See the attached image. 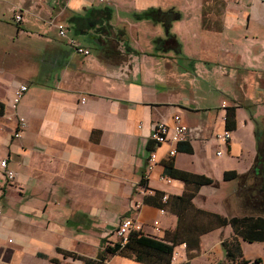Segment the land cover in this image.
Returning a JSON list of instances; mask_svg holds the SVG:
<instances>
[{
    "label": "crops",
    "instance_id": "crops-1",
    "mask_svg": "<svg viewBox=\"0 0 264 264\" xmlns=\"http://www.w3.org/2000/svg\"><path fill=\"white\" fill-rule=\"evenodd\" d=\"M155 7L180 16L166 29L140 15ZM14 11L23 19L16 21ZM56 22L90 52L74 51ZM257 28L264 29L262 0H0V157L14 171L0 181V260L82 264L103 252L127 214L147 230L159 224V236L173 227L172 213L142 198L155 189L178 194L185 188L176 177L159 178L170 142L150 135L156 121L171 122L174 113L189 127L191 150H177L173 166L214 178L226 169L246 171L257 140L252 121H237L264 113V46L255 49L261 55L241 56L250 49L249 36L259 37ZM107 38L124 59L104 46ZM18 81L28 88L13 108ZM227 106H234L236 123L222 145L213 136L226 128ZM19 115L25 126L17 137ZM150 151L157 162L144 186ZM224 228L200 236L209 264L224 256L221 241L229 237L239 240L244 258L257 257L245 245L264 239ZM177 245L183 252L175 246L171 264L189 262L185 242ZM104 257V264H147L121 253Z\"/></svg>",
    "mask_w": 264,
    "mask_h": 264
},
{
    "label": "trees",
    "instance_id": "trees-1",
    "mask_svg": "<svg viewBox=\"0 0 264 264\" xmlns=\"http://www.w3.org/2000/svg\"><path fill=\"white\" fill-rule=\"evenodd\" d=\"M107 10L108 8H104L101 12L107 13ZM140 15L151 17L168 29L180 13L174 8L155 7L143 10ZM168 36L171 34L169 33ZM104 42V46L110 47L109 51H112V54L118 55L119 59L125 58V55L116 50L111 38L104 39ZM3 111L4 103L0 100V113ZM235 123L234 106H227L225 127L229 130L233 129ZM261 132L264 133V122L260 132L257 127L256 154L250 167L244 172L226 169L220 181L236 180V195L241 214L226 215L197 205L194 197L199 188L207 184L217 185L219 180L204 173L177 168L168 158L164 161L163 174L182 180L185 184L184 190L178 194H166L163 190L155 189L152 193H145L142 200L172 213L175 217L174 226L166 228L160 237L147 234L141 229H131L124 243H120L119 239L108 240L104 243L102 253L94 258H84L82 264H104V254L107 252L128 255L147 264H171L173 251L177 244L185 242L186 254L190 258V250L199 248L202 233L226 224H230L233 231L245 239H264V147L261 145ZM177 148L181 151H190L191 145L183 141L177 144ZM146 179L141 180L144 186H147ZM221 245L225 258L230 261L236 260L239 264L261 263L260 256L252 259L242 256L239 240L236 237L223 239ZM183 264H188V261Z\"/></svg>",
    "mask_w": 264,
    "mask_h": 264
},
{
    "label": "built area",
    "instance_id": "built-area-1",
    "mask_svg": "<svg viewBox=\"0 0 264 264\" xmlns=\"http://www.w3.org/2000/svg\"><path fill=\"white\" fill-rule=\"evenodd\" d=\"M264 1V0H262ZM13 17L16 21H20L23 19L22 13L18 11H14ZM55 28L57 30L58 35L65 38L68 45L76 52L81 54H88L90 52L89 48L83 44H81L79 41H77L75 38L70 37L66 33V27L61 22H56ZM28 84L23 81H18L15 84L14 87V94L11 101V106L14 108L21 98V96L24 94V92L27 90ZM84 100V97H82V101ZM17 122V129L14 131V136H20V130L25 126V119L23 116H17L16 119ZM1 123H0V129H1ZM151 137L157 142L162 143L165 141L170 142V146L166 151V157L171 158L178 150L177 144L179 142L188 141L189 139V127L188 125L183 121L181 115L179 113H174L172 115V121L166 122V121H156L151 129L150 133ZM213 138L218 142V144H227L230 139V130L225 128L221 132H217L214 134ZM223 152V149L221 147L217 148L215 150V153L217 155L221 154ZM157 162L155 157V152L150 151L149 155L147 157V164H146V170H145V177H148L149 172ZM14 176V171L8 166L7 164V158L6 157H0V181L2 178L11 179ZM161 180L164 182H170L172 180L171 176H168L166 174H161L159 176ZM135 206H139L138 203H135ZM0 212H1V206H0ZM153 227V231H144L143 226L136 225L135 219L133 215L127 214L125 216H122L120 220L116 223V226L114 228V234L117 236V238L120 240V243H124L128 239V234L131 229H141L147 234L154 235L157 234L161 229L159 224H151ZM0 264H6L4 261L0 260ZM87 264H93V263H87ZM176 264V263H175ZM178 264V263H177Z\"/></svg>",
    "mask_w": 264,
    "mask_h": 264
},
{
    "label": "rangeland",
    "instance_id": "rangeland-1",
    "mask_svg": "<svg viewBox=\"0 0 264 264\" xmlns=\"http://www.w3.org/2000/svg\"><path fill=\"white\" fill-rule=\"evenodd\" d=\"M258 31L260 32V34ZM257 33L259 34V37L249 36V39L247 40V42L249 43L248 45L250 49L248 53H243V57L241 56L242 59L249 60L250 56L256 57L262 54L261 51L256 52L255 49L260 44L264 46V29L257 28ZM83 40L87 41V43H89L90 45H93V42L90 39L83 38ZM242 41L243 39L239 38V40L235 43L238 47H242L243 46ZM246 111L248 113L247 109ZM261 114H264V113H260L259 111L256 113L255 116H256L257 121L256 120L254 121L252 117L246 118L245 116L242 115V117H238L237 122L238 124L240 123L242 125L243 120L248 119L247 122L249 120L252 121L253 123L252 133H253V136L256 137L257 127L259 130L262 129L263 127L264 117L263 118L260 117ZM261 141H262L261 145L264 147V140H261ZM214 160L215 159L213 158V161ZM215 176L217 180L222 181L223 173H221V171H218V174L216 173ZM220 181L217 185H211V184L204 185L200 190L202 195H196L194 197L195 203L203 208L210 209L216 212H220L226 215L227 214H241L240 209L238 207V201H237V195H236V180L230 179L225 182L224 181L220 182ZM221 227H222V230L224 229V231L226 232L227 229L224 228L225 225ZM147 229H148V226H143L144 231H148V232L149 230L152 231L150 228L149 230ZM159 235H160L159 233L155 234V236L157 237H160ZM116 239L118 238L114 234V239H112V241ZM257 242H256L257 244H253V243L249 245L246 244L244 252H250L252 254L256 252L254 256H258V255L264 256V244L260 245L261 241H257ZM176 249L183 252V248L181 246L176 245ZM174 252L177 253L175 249L173 251V254ZM190 253H191V256L189 258L188 264H209V259H208L209 257L206 254V252L203 251L201 248L190 250ZM226 263L239 264V262H237L236 260L230 261L227 258H225V256H223L222 258H218V259L214 258L211 264H226Z\"/></svg>",
    "mask_w": 264,
    "mask_h": 264
}]
</instances>
